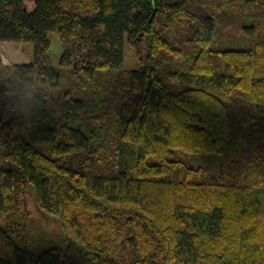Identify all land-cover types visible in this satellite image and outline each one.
Masks as SVG:
<instances>
[{"label": "trees", "instance_id": "obj_1", "mask_svg": "<svg viewBox=\"0 0 264 264\" xmlns=\"http://www.w3.org/2000/svg\"><path fill=\"white\" fill-rule=\"evenodd\" d=\"M0 42V264H264V0H0Z\"/></svg>", "mask_w": 264, "mask_h": 264}, {"label": "rangeland", "instance_id": "obj_2", "mask_svg": "<svg viewBox=\"0 0 264 264\" xmlns=\"http://www.w3.org/2000/svg\"><path fill=\"white\" fill-rule=\"evenodd\" d=\"M51 42L50 56L55 66H59V60L62 55V46L57 34L52 33L49 36ZM35 46L33 43H15L0 42V54L6 64H27L31 63L34 58ZM127 70H135L138 68V61L133 48L128 42L125 44V63ZM26 207V211H25ZM21 212L28 215L33 221L34 238L41 239L48 236L53 241L64 239L61 237L60 228L56 219L42 212L35 202L33 196L28 198L26 204L23 205ZM2 224V222H0ZM67 243H64L66 245Z\"/></svg>", "mask_w": 264, "mask_h": 264}]
</instances>
